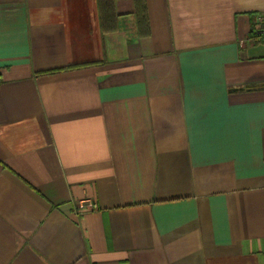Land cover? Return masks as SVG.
I'll return each instance as SVG.
<instances>
[{
    "label": "crops",
    "instance_id": "1",
    "mask_svg": "<svg viewBox=\"0 0 264 264\" xmlns=\"http://www.w3.org/2000/svg\"><path fill=\"white\" fill-rule=\"evenodd\" d=\"M145 4L0 0V264H264V0Z\"/></svg>",
    "mask_w": 264,
    "mask_h": 264
},
{
    "label": "trees",
    "instance_id": "2",
    "mask_svg": "<svg viewBox=\"0 0 264 264\" xmlns=\"http://www.w3.org/2000/svg\"><path fill=\"white\" fill-rule=\"evenodd\" d=\"M138 30L144 29L147 24L145 0H133ZM99 27L102 34H109L117 30V16L114 7V0H97ZM144 35V34H143ZM254 37H256L254 35ZM76 65L74 67H79ZM55 72L56 70H52ZM44 74H47L45 72Z\"/></svg>",
    "mask_w": 264,
    "mask_h": 264
},
{
    "label": "built area",
    "instance_id": "3",
    "mask_svg": "<svg viewBox=\"0 0 264 264\" xmlns=\"http://www.w3.org/2000/svg\"><path fill=\"white\" fill-rule=\"evenodd\" d=\"M94 207L95 206L91 200H83V201L79 202L78 210L81 212L85 209H94Z\"/></svg>",
    "mask_w": 264,
    "mask_h": 264
}]
</instances>
